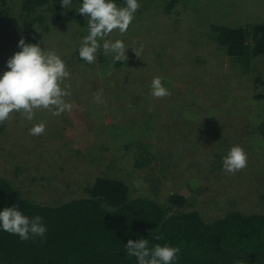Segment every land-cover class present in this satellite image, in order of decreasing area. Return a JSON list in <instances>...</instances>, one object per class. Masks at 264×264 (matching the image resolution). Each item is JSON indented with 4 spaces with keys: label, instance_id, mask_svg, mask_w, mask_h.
<instances>
[{
    "label": "rangeland",
    "instance_id": "obj_1",
    "mask_svg": "<svg viewBox=\"0 0 264 264\" xmlns=\"http://www.w3.org/2000/svg\"><path fill=\"white\" fill-rule=\"evenodd\" d=\"M147 2L140 21L110 23L105 13L91 32L66 18L73 2L48 32L0 27V178L44 205L84 197L107 176L165 206L169 194L183 195L177 209L207 221L263 213L255 97L264 94V57L244 68L213 27L251 31L264 23V0ZM103 47L115 59L107 71Z\"/></svg>",
    "mask_w": 264,
    "mask_h": 264
},
{
    "label": "trees",
    "instance_id": "obj_2",
    "mask_svg": "<svg viewBox=\"0 0 264 264\" xmlns=\"http://www.w3.org/2000/svg\"><path fill=\"white\" fill-rule=\"evenodd\" d=\"M70 2L66 18L89 32L101 27L93 16L105 13L102 21L110 23L128 17L130 25L136 16L140 21L148 3L0 0V27L11 21L8 32L16 25L28 34L35 28L48 32L64 20ZM156 3L164 13L165 6ZM16 5L20 9L15 13ZM108 5L116 9L109 10ZM124 26L118 27L125 31ZM213 29L220 47L244 68L252 58L264 57V23L251 31L226 25ZM102 50L99 60L107 71L115 59ZM115 63L121 66L123 60ZM255 99L264 139V94ZM85 191L84 197L44 205L25 198L0 178V264H264V212L230 211L207 221L197 210L177 209L188 202L183 195L169 194V205L163 206L151 197L131 194L123 180L107 176L97 177Z\"/></svg>",
    "mask_w": 264,
    "mask_h": 264
}]
</instances>
